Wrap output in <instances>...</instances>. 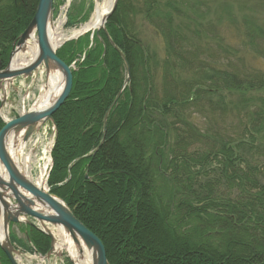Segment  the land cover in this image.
I'll return each instance as SVG.
<instances>
[{"label":"trees","instance_id":"16d2710c","mask_svg":"<svg viewBox=\"0 0 264 264\" xmlns=\"http://www.w3.org/2000/svg\"><path fill=\"white\" fill-rule=\"evenodd\" d=\"M37 3L0 0L2 68ZM138 6L118 0L107 35L56 50L74 67L52 114L49 191L101 239L110 264H264V0ZM89 10H69L65 26ZM136 12L161 37L160 60ZM108 37L127 59V83ZM26 228L29 242L12 243L46 254L48 234ZM0 264H11L1 248Z\"/></svg>","mask_w":264,"mask_h":264},{"label":"water","instance_id":"95a60500","mask_svg":"<svg viewBox=\"0 0 264 264\" xmlns=\"http://www.w3.org/2000/svg\"><path fill=\"white\" fill-rule=\"evenodd\" d=\"M117 2L118 0H114L110 10L103 17L100 26L95 31L89 30L91 32L90 38H92L93 33L98 34L100 28L107 35L105 24L110 14L116 9ZM53 4L54 0H38L35 13L30 23L25 27L15 42L16 46L10 53L11 56L6 64V68L1 69L0 64V86L2 81L7 83L11 78L17 76L31 75L41 65L44 66L47 74L53 69L60 72L63 77V86L57 94L58 96L48 106L31 108L27 112H23L6 120L0 127V228L2 227L4 230L5 236L3 242L0 240V248L6 254V257L9 258L11 264H20L14 255L17 249L15 246H12L10 241L9 224L26 223L33 227L35 226L44 234H48L51 244L50 250L46 254L48 255L54 248V236L48 224L53 226L59 225L70 235L73 243L77 246L83 244L87 250L91 251L92 264H110L107 261L104 244L101 239L87 228L82 221L76 218L67 204L57 195L49 191L48 187L46 189L44 187H37L34 181L29 180L19 170L14 157H12L11 149L15 148L16 143L22 142L25 144L29 141L33 133L38 132L40 125L43 123L51 122L55 130L56 127L54 126L52 114L58 110L70 95L73 78L72 67L58 57L55 52L61 43L53 47L50 42L49 30L53 23ZM89 31H84L80 34H85ZM32 34H36L37 55L27 65L12 68L11 61L15 55L14 53L24 48L26 40ZM109 40L113 47L119 51L121 59L125 62V68L127 70L125 81L127 83L130 75L127 59H125L124 53L118 49L114 41L112 39ZM119 94L120 91L114 100L117 99ZM107 112L105 113L104 121L108 115Z\"/></svg>","mask_w":264,"mask_h":264},{"label":"rangeland","instance_id":"374dc122","mask_svg":"<svg viewBox=\"0 0 264 264\" xmlns=\"http://www.w3.org/2000/svg\"><path fill=\"white\" fill-rule=\"evenodd\" d=\"M102 2L103 0H54V11H53V23L50 27V29L56 28L58 23L62 20V18H66L69 10L74 11V7H77L79 4L84 5L85 8L88 9L89 5H91V10H89V14L87 17V20L84 22H79L76 27H66L65 26V19L61 23V26H59V30L63 34H65L67 37L72 34L74 29L79 28L82 24L87 23L90 20V17L93 15L95 11V5L96 3ZM130 3H133L135 6H138L140 3V0H130ZM139 7V6H138ZM36 8V7H35ZM259 17L261 19H264V9L259 8ZM65 16V17H64ZM131 16H133L134 20V27L136 28V32L138 36L142 39V41L151 49V52L156 54V58H162L164 54V47L162 43L161 37L155 32V30L148 25L146 19H144V16L140 13H132ZM80 16L78 15L76 18L78 19ZM61 19V20H60ZM130 27V24H129ZM34 38L36 40V35H34ZM29 43H33L31 39L27 40ZM32 54L28 52L27 49L23 48L20 51V56L17 61V64L19 66L26 65L29 60H31ZM258 63V62H256ZM5 68V67H4ZM53 71V69L51 70ZM48 74L44 68L43 65L38 67V69L34 70L31 75L24 76L20 75L17 76V78L11 79L8 81L7 84V94L6 102H8L7 107H5V104L3 105L4 111H8L10 113H14V116L17 115V113L26 112L29 111L31 108H36V104L38 101V98L40 96V93H42V90H44V86L47 83ZM2 84V82H1ZM5 82H3L4 86ZM1 98H4L2 95H0ZM5 103V99H3ZM1 102V101H0ZM7 116V115H6ZM51 122H45L42 125H40L39 131L33 134L30 138V142H27L26 145L23 146L22 156L24 157L27 154L30 155V164L29 168H27V172H25L27 178L31 181L36 182V178L41 173V166L44 164L45 161H47V165L45 167V173H44V180L45 185L43 186L45 189L48 187L46 185V175L48 174V168L50 166V155H49V145L52 143L53 140V127ZM102 144V141L100 142L99 146ZM15 151V150H14ZM12 152V154L14 153ZM19 157V159L21 158ZM20 162V161H19ZM29 171V173H28ZM163 182L157 181V185L160 187H163V189H167V185L162 184ZM42 187V188H43ZM11 227L15 226V233L20 236V241H22L24 244L28 243V236L25 235V231L22 232V226L20 224L13 223ZM25 226V225H24ZM23 226V229L25 228ZM49 229L51 228V232L54 234V248L52 252H50L48 255L46 254H40L38 252L36 253H27L24 250L19 249L15 252V256L18 258V261L20 264H68V261L73 264V260L71 257V254H69L68 251V243L66 242V238H70V243L73 244L75 247H78L75 243H73L70 235L66 232H64L61 228V226L56 225H50L48 224ZM10 227V235L11 229ZM62 233L64 236L63 240L60 238L58 233ZM27 236V237H26ZM13 246V245H12ZM51 247V245H50ZM17 248V247H16ZM83 248L84 245H83ZM85 260V255L82 258Z\"/></svg>","mask_w":264,"mask_h":264},{"label":"bare ground","instance_id":"6f19581e","mask_svg":"<svg viewBox=\"0 0 264 264\" xmlns=\"http://www.w3.org/2000/svg\"><path fill=\"white\" fill-rule=\"evenodd\" d=\"M114 0H103L102 2L99 1V3H96L95 5V11L93 13V15L90 17V20L85 23L82 24L81 26H79V28L74 29V31L72 32L71 35H69L68 37L63 34L61 32V30H59V26H61V23L63 22V18L60 21V23H58V25L56 26V28L54 29H50V42L52 43L53 47L58 46V44L65 42L64 40H69V38L72 37H76L78 36L80 33L84 32V31H89V30H96V28H98L100 26V23H102L103 17L105 16V14L110 10L111 5L113 4ZM31 41L33 42L32 44L29 43L28 41H26V45L24 46L25 49L28 50L29 53L32 54V57H35L37 55V42H35V38L33 35H31ZM20 51L21 50H17L15 55L12 58V68H16V66H19V64H17V61L19 59L20 56ZM63 77L62 74L56 70L53 71H49L48 73V78H47V83L44 86V90H42V93H40V96L38 98L37 104H36V108H43L48 106L58 95V93L60 92L62 86H63ZM23 146L24 144L22 142H17L14 148V153L17 154V158L20 161L19 162V169L22 171L27 172V168H29V164H30V155L27 154L24 157L22 156V151H23ZM19 157H21L19 159ZM47 165V161L44 162V164L41 166L40 170L41 173L38 175V177L36 178V182L35 185H37V187L42 188L45 185V180H44V173H45V167ZM29 173V171H28ZM63 231L64 229L61 228ZM4 230L2 229V227L0 228V240L3 242L5 240V236H4ZM65 232V231H64ZM58 235L60 236V238H64L65 235H63L62 233L57 232ZM66 242L68 243V251L69 254H71L72 260H73V264H92V253L90 250H87L86 248H83V244L81 246L75 247L73 244L70 243V238L65 239ZM81 248V250H80ZM85 255V260H83L82 258Z\"/></svg>","mask_w":264,"mask_h":264},{"label":"crops","instance_id":"0c3cea01","mask_svg":"<svg viewBox=\"0 0 264 264\" xmlns=\"http://www.w3.org/2000/svg\"><path fill=\"white\" fill-rule=\"evenodd\" d=\"M24 225H26V224H23V225H21L22 227V232H24L25 231V235H26V226H24ZM12 226V225H11ZM23 226L25 227L24 229H23ZM11 229H13V230H11V234L13 235V236H15V238H16V240H21L20 239V236L19 235H17L15 232V226H13V227H11ZM27 237V236H26Z\"/></svg>","mask_w":264,"mask_h":264}]
</instances>
